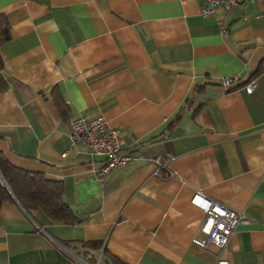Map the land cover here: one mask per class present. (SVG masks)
<instances>
[{
    "label": "crops",
    "instance_id": "0c3cea01",
    "mask_svg": "<svg viewBox=\"0 0 264 264\" xmlns=\"http://www.w3.org/2000/svg\"><path fill=\"white\" fill-rule=\"evenodd\" d=\"M201 4L0 0L11 33L0 47V152L62 181L80 218L4 204L0 264H264V0L210 17ZM101 115L131 157L104 179V158L73 144L68 124ZM199 191L248 217L223 249L193 242Z\"/></svg>",
    "mask_w": 264,
    "mask_h": 264
},
{
    "label": "built area",
    "instance_id": "2783aa9c",
    "mask_svg": "<svg viewBox=\"0 0 264 264\" xmlns=\"http://www.w3.org/2000/svg\"><path fill=\"white\" fill-rule=\"evenodd\" d=\"M202 2L200 13L204 17L215 16L216 12L229 10L233 6L253 2L254 0H200ZM234 79H223L225 86H230ZM255 82L249 84L246 89L251 92L255 88ZM70 136L73 144L86 145L91 154L103 157V165L97 170V177L104 179L114 168L125 165L130 156L121 153L124 145V133L112 126L105 116L89 118L87 116H72L68 121ZM154 162L161 165L160 159ZM192 203L200 206L205 212V218L193 242L203 248L215 246L223 249L232 238L238 224L248 220L242 211L234 210L216 200L206 196L203 192H197L192 198ZM216 264H229L225 259H219Z\"/></svg>",
    "mask_w": 264,
    "mask_h": 264
},
{
    "label": "trees",
    "instance_id": "16d2710c",
    "mask_svg": "<svg viewBox=\"0 0 264 264\" xmlns=\"http://www.w3.org/2000/svg\"><path fill=\"white\" fill-rule=\"evenodd\" d=\"M10 38V22L5 14L0 13V47ZM3 69L4 62L0 52V92L8 88ZM52 94L60 111L67 112V106L57 87L53 88ZM180 117L181 113L175 120H179ZM63 195L62 181L47 179L41 172L22 169L0 152V208L6 203L18 202L29 213L41 209L56 222L69 224L79 222L80 218L71 206L64 202ZM83 246L97 248L98 243L83 242Z\"/></svg>",
    "mask_w": 264,
    "mask_h": 264
}]
</instances>
